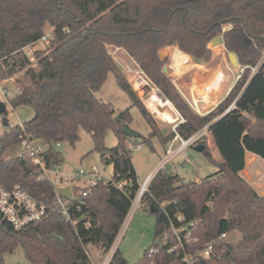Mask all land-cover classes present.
I'll return each instance as SVG.
<instances>
[{
    "label": "trees",
    "instance_id": "obj_1",
    "mask_svg": "<svg viewBox=\"0 0 264 264\" xmlns=\"http://www.w3.org/2000/svg\"><path fill=\"white\" fill-rule=\"evenodd\" d=\"M46 28L52 40L30 62L21 49ZM217 36L242 71L227 95L199 114L163 72L168 59L159 50L177 46L183 51L172 52L177 66L181 53L197 62L208 58L207 45ZM108 46L123 50L183 117L169 138L178 134L187 139L207 127L220 158L199 140L195 142L205 146L202 153L218 165L216 172L200 181H183L159 168L139 201L155 217L154 241L135 262L116 248L107 264H264V195L240 174L247 152L264 160V0H0V79L22 73L8 103L33 111L30 119L0 135V187L20 186L46 207L43 217L20 230L0 218V264L18 247L30 264H94L90 246L103 259L120 231L140 187L122 131L132 121L130 106H137L150 126L145 143L158 133ZM109 73L130 100L118 113L96 96ZM80 129L90 134L92 151L111 167L114 183L98 182L85 197L77 196L65 219L50 206L54 187L38 179L31 158L26 153L6 157L5 152L24 139L37 140L45 145L39 155L46 164H61L56 144L75 143ZM107 130L117 137L114 146L104 143ZM169 138L159 140L165 144ZM118 182H124L122 189ZM80 189L75 187V195ZM182 227L196 240L187 243ZM173 229H179L182 246L173 248ZM234 231L240 233L235 243L220 238ZM156 238L164 241L159 245ZM207 244L213 247L210 256H199Z\"/></svg>",
    "mask_w": 264,
    "mask_h": 264
},
{
    "label": "rangeland",
    "instance_id": "obj_2",
    "mask_svg": "<svg viewBox=\"0 0 264 264\" xmlns=\"http://www.w3.org/2000/svg\"><path fill=\"white\" fill-rule=\"evenodd\" d=\"M227 27L228 25H225L224 30ZM48 30L49 28L45 29V31ZM175 49L180 50L177 46L164 47L159 50V56L161 58L168 59V61L164 65L165 75L176 86L178 92L181 91L182 94H184L189 99H191V92L189 88L193 84L195 85V89L200 96L196 93L195 95L199 96L201 99L204 98L202 96L203 92L198 89L201 87V83L203 87L206 83L204 84L200 81H203L201 79H204V76H207L208 73L213 70V68L218 67L219 65H223L229 74L226 82L221 88L220 94L218 95L219 97L223 95L225 89L229 86V84L232 83V80L234 78V74H232V72L236 74V81L239 76L238 74H240L242 71L240 65L237 66L233 64V61L230 60V58L228 57V52L225 50L222 44H214V42L211 41L207 45V50H211V54H209L207 59L197 61L195 63L196 65L192 64V66H190L185 71L178 70V72H175L172 69L174 65L172 64V60L169 57L170 55H172V52ZM108 50L121 65L125 78L131 84L133 90L145 105L146 109L150 112L157 126L158 138H150L149 142L145 143L143 141V138L148 136V133L150 131L149 124L141 115L137 106H130V100L125 95V93L115 84L113 74L109 73L101 88L96 92V96L102 101L109 103L115 113H118L119 111L130 106L132 121L129 125V128L140 135L139 137L134 138L133 141L144 142L143 150L136 153H131V159L138 177V182L142 183L145 177L152 171V169L155 170L157 168L156 165H161V167L166 168L168 171L177 173L183 179V181H200L202 178L216 172L218 170V165L207 158L204 153L196 151L194 149V147L199 144L196 142H198L199 140H203L205 141V146H207L211 155L215 159L219 160V153L214 145V141L211 138L210 133L207 131V127H203L196 133L198 138L196 139L195 143L178 152L171 161H165V151L167 150L168 154L169 151L177 149L180 144L179 140L171 141V139H174V137L169 138L173 126L177 123L179 117L178 112L171 103L168 111L175 118L173 122L166 121L160 115H158L152 107L151 101L156 102L157 105H163V102H160L157 93H159L162 98L165 97L143 75V73H141L140 69L137 68V66L123 50H117L113 46H108ZM263 56L264 51L262 53L261 59L263 58ZM21 74L22 73H17L12 77L0 79V101L5 102L6 104V114H0V135L8 127L22 124L33 116V111L30 107L20 106L16 109H13L8 103V99L14 96L18 91L15 79L17 77H20ZM142 77L146 82H143ZM198 78H200V81L198 80ZM216 80L217 81L214 80L215 84L213 88L223 82L221 75ZM139 82H141V84H139ZM206 87L209 86L207 85ZM213 88H210V90L213 91ZM215 101L216 95L212 96L211 98H207L206 100L204 98V100L199 103V112H196L199 114H205L209 112V109L213 106V102ZM4 121H6L8 125H5ZM158 130H160V132ZM78 134L79 139L75 143L70 144L68 142H62L59 144V146L56 147V149L62 155V163L60 164L62 170L67 173L73 174L76 173L79 169L85 170L91 165H95L102 175L109 176L111 173V167L106 166L102 163L98 152L92 151L93 142L90 134L83 129H80ZM167 137L169 138L168 141L165 144H162L160 140H163ZM34 142L38 147H44V145L37 140H35ZM104 143L108 147L114 146L117 143V137L112 130L106 131ZM10 155L11 152L9 149L5 152V156L9 157ZM242 176L254 188H257L258 192H264L263 159H261L260 157H257L256 159H254V157H252L251 159L249 158L247 160V166L242 172ZM79 184H83L82 180L79 182ZM154 224L155 217L153 214L145 211L141 205H132L113 243V247L119 248L123 256L130 263L135 262L142 257L144 250L154 241ZM239 237L240 233L234 231L232 233H229L226 239L235 243L239 239ZM163 241L164 239L160 238H156L155 240V242L159 245ZM97 253H100L99 251H97V248L90 246V255L94 263L95 259H97L98 257ZM4 259L6 264H30L25 258L20 247L16 248L13 252L6 253Z\"/></svg>",
    "mask_w": 264,
    "mask_h": 264
},
{
    "label": "built area",
    "instance_id": "obj_3",
    "mask_svg": "<svg viewBox=\"0 0 264 264\" xmlns=\"http://www.w3.org/2000/svg\"><path fill=\"white\" fill-rule=\"evenodd\" d=\"M52 40V33L50 30L45 31V33L36 41L31 42L24 46L21 50L24 52L25 56L29 59L30 62L34 61V52L38 49H45ZM242 70V68H241ZM255 70V68H253ZM141 73L148 79L145 73L140 70ZM143 82H146L142 77ZM149 80V79H148ZM150 81V80H149ZM141 84V82H139ZM4 92V91H3ZM198 95L196 89L193 87L191 89V99L187 98L184 94L183 97L189 103V105L197 112H199V103L204 100L201 99ZM177 111V110H176ZM178 112V111H177ZM177 123L173 126V131L175 127L184 121L183 117L178 112ZM198 136L196 134L190 136L187 139H183L178 134H175L174 139L179 140L180 144L174 154L180 152L184 148L192 145ZM60 143H57L56 146H59ZM126 149L131 153H136L143 150L144 142L133 141L132 138H127L125 140ZM17 154L26 153L32 160V162L37 165L39 171L38 179H47L49 180L55 192V198L53 203L50 206L55 207V209L65 218H70V204L78 196L79 199L85 197L90 192V188L95 186L98 182H112V174L109 176H104L100 173L98 168L95 165H91L87 169H79L76 173L70 174L62 170L60 164L47 165L43 156L39 155L41 150L40 147L35 145L34 141L24 139L18 145ZM187 160V159H186ZM151 176H148L142 183H140L139 190L132 201L133 206L139 205L140 198L142 194L147 190V184ZM82 180L83 184H79ZM118 188L122 189L124 182H118L115 184ZM81 187L78 191V195H75V187ZM62 187H70L72 197L69 199L65 196H62L57 193L56 189ZM131 205V206H132ZM46 212V207L43 203L36 201L26 190L22 189L20 186H14L13 188L7 189L5 187H0V218L5 221L12 229L20 230L30 222L36 221L43 217ZM179 220H182L181 216H178ZM180 230L185 231V240L187 243H190L192 240L195 241L196 238L191 237V230L189 228L182 227ZM174 235L176 237V244L173 248L177 246H182L181 239L179 237V229H173ZM228 234L223 233L221 239L227 238ZM172 248V249H173ZM212 244H207L200 250L197 254L202 257H209L212 252ZM156 248H151L150 252H155ZM190 256L188 254L184 255V261L189 260ZM105 264V263H104ZM107 264V263H106Z\"/></svg>",
    "mask_w": 264,
    "mask_h": 264
},
{
    "label": "crops",
    "instance_id": "obj_4",
    "mask_svg": "<svg viewBox=\"0 0 264 264\" xmlns=\"http://www.w3.org/2000/svg\"><path fill=\"white\" fill-rule=\"evenodd\" d=\"M223 45V44H222ZM182 52V51H181ZM181 54H183V53H181ZM184 55H186L187 56V58H188V61H189V64H190V66H192V64L193 65H196L195 63H196V61L194 60V59H192V57L191 56H189L188 54H185L184 53ZM180 56L181 55H179V64H182L181 63V58H180ZM170 58H171V60H172V55H170L169 56ZM173 67L175 68H173L172 66V69H173V71H175V72H178L176 69H178V68H176L177 67V65H175L174 63H173ZM189 66V67H190ZM182 67V66H181ZM185 71V70H184ZM213 73H215V74H213ZM232 74H234V78H233V80H232V83L231 84H229V86L225 89V91H224V93H223V95L222 96H218L219 94H220V91H221V88H222V86L224 85V83L226 82V80H227V77L229 76V74H228V71L224 68V66L223 65H219L218 67H215V68H213V70L210 72V73H208V75L207 76H204V79H201V80H203V81H200V78H198V80L200 81V82H203L204 84H205V86L203 87L202 86V83L200 84L201 85V87L198 89V90H200V91H202L203 93H202V96L203 95H205V97H206V99L207 98H211L212 96H214V95H216V101L215 102H213L214 104H213V106L209 109V111L211 110V109H213L218 103H219V101L220 100H222L226 95H227V93H228V91L230 90V88L233 86V84H234V82H235V78H236V74L234 73V72H232ZM221 75V77H222V79H223V82L222 83H220L219 85H217V86H215V88H213V86H214V84H215V81H217L216 79H218L219 78V76ZM239 75V74H238ZM237 75V76H238ZM197 80V81H198ZM215 80V81H214ZM219 81V80H218ZM209 86V87H206V86ZM219 86V87H218ZM195 88V85L193 84V85H191L190 86V92H191V89L192 88ZM18 88V87H17ZM204 89V90H202V89ZM210 88H213L214 90L213 91H211L210 90ZM180 91V90H179ZM181 92V91H180ZM181 94H182V92H181ZM199 95V94H198ZM200 96V95H199ZM212 138V137H211ZM174 140H177V139H171V141H174ZM38 142H40V141H38ZM41 143V142H40ZM41 144H43V143H41ZM44 145V144H43ZM41 149H44L45 148V145H44V147L42 148V147H40ZM177 149H174V150H172V151H169V153L167 154V150L165 151V153H166V160L165 161H167V160H172L175 156H176V154H174V152L176 151ZM17 151H18V146H15V147H13V148H10V152H11V155L10 156H12V155H15V154H17ZM252 157H254V159H256L257 157H259V156H257V155H255V154H253V153H250V152H247L246 153V166H247V160L250 158H252ZM157 166V168L154 170V169H152V171L145 177V179L148 177V176H153L156 172H157V170L161 167V165H156ZM246 168V167H245ZM242 172H243V170L241 171V175H242ZM144 179V180H145ZM256 190H257V188H255ZM116 248H114L113 247V245H112V247H111V249L109 250V252L107 253V254H105L104 256H103V259H101V257H99V254L97 253V255H98V257H97V259H95V263L94 264H106L107 263V261L109 260V258H110V256H111V254H112V252L115 250ZM98 251V250H97Z\"/></svg>",
    "mask_w": 264,
    "mask_h": 264
},
{
    "label": "water",
    "instance_id": "obj_5",
    "mask_svg": "<svg viewBox=\"0 0 264 264\" xmlns=\"http://www.w3.org/2000/svg\"><path fill=\"white\" fill-rule=\"evenodd\" d=\"M214 44L218 43V44H222L223 40H222V37L221 36H217L215 37L213 40ZM228 57L230 58L231 61H233V64L235 65H239L238 61H237V57L234 53L232 52H228ZM163 72H165V67H163ZM6 110V104L5 102L3 101H0V114H2L4 111ZM228 111V110H227ZM4 124L5 125H8V123L6 121H4ZM122 131L127 135V137L129 138H136L137 137V133L133 130H131L129 127L127 126H124L122 128ZM204 144H198L194 147V149L196 151H199V152H202L204 150ZM57 193L62 195V196H65L69 199H74L72 197V193H71V190H70V187H65V188H62V187H59L56 189ZM261 194L264 195V192H261ZM150 210L152 212L155 211V208L153 206L150 207ZM3 228L2 224L0 223V230Z\"/></svg>",
    "mask_w": 264,
    "mask_h": 264
},
{
    "label": "bare ground",
    "instance_id": "obj_6",
    "mask_svg": "<svg viewBox=\"0 0 264 264\" xmlns=\"http://www.w3.org/2000/svg\"><path fill=\"white\" fill-rule=\"evenodd\" d=\"M180 55H181L180 58H181V63H182V64H179V65L176 67V68H178L177 71H178V70H179V71L186 70V69H188L189 66H190L187 56L184 55V54H180ZM181 66H182V67H181ZM213 74H215V73H213ZM208 76H209V75H208ZM157 96H158L160 102H161V103L163 102V103H162L163 105H157L156 102H152V101H151V105H152V107L154 108V110L156 111V113H157L158 115H160L163 119H165L166 121H171V122H173V121L175 120V118H174V116H172L171 113L168 111V108L170 107L171 103H170L167 99L162 98L161 95H160L159 93H157ZM203 97H204L205 100H206L205 95H203ZM204 98H203V99H204ZM166 108H167V109H166ZM162 118H161V119H162ZM163 121H164V120H163Z\"/></svg>",
    "mask_w": 264,
    "mask_h": 264
}]
</instances>
